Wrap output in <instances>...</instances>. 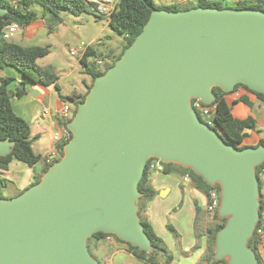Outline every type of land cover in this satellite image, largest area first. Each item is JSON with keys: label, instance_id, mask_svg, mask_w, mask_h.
<instances>
[{"label": "water", "instance_id": "95a60500", "mask_svg": "<svg viewBox=\"0 0 264 264\" xmlns=\"http://www.w3.org/2000/svg\"><path fill=\"white\" fill-rule=\"evenodd\" d=\"M238 83L264 95V10L154 8L77 103L60 159L20 194L0 195V264H100L87 243L98 231L152 251L136 203L152 157L219 185L217 215L226 221L212 259L259 264L248 240L260 217L264 145L235 147L192 106ZM14 145L0 139V156Z\"/></svg>", "mask_w": 264, "mask_h": 264}, {"label": "trees", "instance_id": "16d2710c", "mask_svg": "<svg viewBox=\"0 0 264 264\" xmlns=\"http://www.w3.org/2000/svg\"><path fill=\"white\" fill-rule=\"evenodd\" d=\"M0 5L9 9V13L0 16V70L6 66H11L20 72L22 76L21 84H54L57 89L58 77L54 72L53 68L51 66H41L37 63V59L44 57L48 54V47L38 45L27 47L13 42H9L7 41V39H4L1 36L2 28L11 22L17 23L22 28L32 23L36 19V12L32 8L33 5H39L44 12H49L54 16V20L47 24L49 30L51 29L52 23L60 20L59 13L63 9H67L75 15H79L83 12L92 11L96 16L103 17L95 13L94 4L88 2L87 0H0ZM193 6H210L218 8L227 7L221 4V0H215L213 2H211L210 0H198L197 4ZM193 6L169 5L164 6L163 8L167 10H179L187 9ZM231 7L255 8L264 10V0H236V3ZM154 8L161 7H157L153 0H119L115 9L113 10L108 19V25L116 34L120 35L123 38L124 42L122 44L121 51L114 59H112L110 64H108L105 68L96 69L90 68L87 65L86 57L93 51H91L92 48L90 46L86 47V51L81 57L80 62L86 67V70L91 75V82L86 85L85 93L82 94L80 98L74 102V112L76 110L77 103L84 99L85 94L91 87L94 78L98 75L103 74L110 66L114 64V61L121 56L124 49L131 44L135 36L142 30L143 25L148 20L149 15ZM14 81L15 78L13 76H0V139L4 140L8 138L9 140L15 141V145L11 148V151L5 156H0V169H6L12 159L19 160L27 166H33L40 160L44 159L40 154L36 153L33 150L32 139L30 138V127L28 122L13 110L11 101L12 97L16 95L21 96L25 92V90L20 86H17L16 90L9 88V85ZM240 86L246 89L247 91L253 93L258 100L264 103L263 94L254 92L241 83L236 84L233 91H235L236 88ZM213 92L216 95V98L212 103L207 104L215 105L210 117V121L213 124L208 123L206 119H204L200 114H198L199 118L209 124L211 127L215 129L219 128L226 136L227 141L229 143H232L235 147L239 149L246 147V145H240V143L245 137V129H255V119L250 115L244 118L236 117L232 113V106L225 98V95L228 93L224 92L219 87H214ZM68 98L70 100H73L72 96H69ZM236 101H242L243 103L251 106L250 101L245 96H240L234 102ZM70 119L71 118L67 119L65 124H67ZM65 142L63 141L58 145L61 150L57 158H55L51 162L44 160V166L40 172L39 177L37 179L35 178L29 186L38 182L41 179L43 173L48 169V167L53 162L60 159L63 154V146ZM260 144L264 145V130L262 137L254 146ZM148 161L144 168L143 175L137 185V188L141 194L137 198L136 203L138 205V215L140 217V222L143 225L144 231L147 233L151 241V245L154 249L152 251L143 250L138 246H134L127 241L119 239L114 234L104 233L101 231L91 234L88 238V241L92 238H103L105 236L110 235L118 241L125 243L127 245L126 251L133 255L135 258L142 261L143 264H158L159 255H161L163 262L168 264L172 262L173 256L162 245L160 237L156 234L150 222L143 214L146 203L156 195V191L151 186L150 177L147 173ZM163 166V173L175 172L178 175L189 174L195 186L198 189L206 192V194L212 188L219 190L218 184H216L215 186H210L203 180L200 175L195 174L188 167H183L175 163H163ZM262 169H264V161L260 165L256 166V176L259 181L258 211L260 218H264V192L262 191V181L260 175ZM199 213L200 208L196 206V214ZM225 221V217L221 218L217 215V211L214 212L212 217L213 223L206 229V264H227L225 259H212V256L215 251V234L219 230V228L225 223ZM259 223L260 221L257 222V227ZM260 240L261 237L256 234L255 229L254 234L248 240V246L255 252L259 264H261L258 253V244Z\"/></svg>", "mask_w": 264, "mask_h": 264}, {"label": "rangeland", "instance_id": "374dc122", "mask_svg": "<svg viewBox=\"0 0 264 264\" xmlns=\"http://www.w3.org/2000/svg\"><path fill=\"white\" fill-rule=\"evenodd\" d=\"M153 2L161 8L174 4L181 6L197 4V0H153ZM235 3L236 0H221V4L227 7H231ZM32 8L36 12L35 20H38L37 23L40 24L36 34L24 35V28H20L7 41L27 47L36 45L48 47V54L37 59V63L53 68L62 91L63 88L69 89L76 86L84 93L86 91L85 84L91 82V75L80 62L82 51L79 50L75 54H71V50L90 46L93 52L86 57L87 65L90 68H105L120 53L124 42L123 38L109 27L106 18L97 17L92 11L75 15L67 9H63L59 13L60 20L52 23L49 30L47 24L54 20V16L49 12H44L39 5H33ZM26 29H31V27ZM6 75L15 78V81L9 85V88L15 90L16 80H22L20 72L14 67L6 66L0 70V76ZM16 100V96L11 99L13 103ZM74 108L73 106L69 112V118L73 116ZM210 124L213 123L210 122ZM263 130L262 128L256 131L263 134ZM43 164L40 160L39 165H33L34 167H30L28 170H22L21 167L24 166V163L12 159L6 169H0L1 195L8 198L11 194H17L21 188H28L26 187L27 176L34 173V179H37ZM179 178L175 172L152 173L150 176V184L155 189L156 196L159 197L162 206L169 209L168 211H165L164 208L160 211L157 209L155 227L162 245L173 256V264H185L197 260L198 247L201 246L202 242H205L206 238V227L203 221L200 225H193L188 228H186L187 221L179 224V192L176 194L173 190H167L168 186H174L177 183L179 189ZM261 181L263 186L264 174L261 176ZM162 193L165 195L163 196ZM89 252L93 257L92 252ZM158 264H166L161 255L158 256Z\"/></svg>", "mask_w": 264, "mask_h": 264}, {"label": "crops", "instance_id": "0c3cea01", "mask_svg": "<svg viewBox=\"0 0 264 264\" xmlns=\"http://www.w3.org/2000/svg\"><path fill=\"white\" fill-rule=\"evenodd\" d=\"M198 1V0H197ZM180 5V4H174ZM193 6V5H191ZM98 17V16H97ZM103 18V17H102ZM107 23L108 20L106 19ZM38 20H34L27 27L24 28V35L32 36L36 34L39 29ZM41 22V21H40ZM31 27V29H26ZM91 49V48H90ZM86 51V49H85ZM84 51V52H85ZM93 51V49H91ZM84 52L82 51L81 57ZM87 61V60H86ZM58 89L54 84L51 85H41L37 83H26L21 84V81L16 80L14 86L22 87L25 92L21 96L16 95V102H12L13 110L25 119L30 127V138L32 139V147L36 153H40L42 158L41 161L47 160L49 152L58 145V141L54 139L56 133H61L62 129L66 126V120L62 118L61 110L64 104H69L70 111L73 108L74 102L80 98L82 90L80 88L73 86L69 89L62 88L58 84ZM87 84H85L86 87ZM16 90V89H15ZM72 96L73 100L68 97ZM240 96H245L251 103V106L243 103L242 101H236ZM226 100L232 106V113L239 118H244L246 116H252L255 119V129H245V137L240 145L254 146L258 143L259 139L263 134L257 133V129H264V103L256 98V96L244 89L243 87L236 88L235 91L228 92L225 95ZM234 106V107H233ZM47 108L48 112L44 113V109ZM254 110V112H253ZM23 165V164H22ZM34 165H39L37 162ZM44 165V164H43ZM30 167L24 164L21 167L22 170H28ZM35 174L30 173L27 176V186L28 187L34 181ZM179 189L177 184L174 186H168L167 190L174 191L176 194L179 192V224L186 222V228L193 225H200L202 221L205 224V230L213 222L205 211V206L207 203L206 192L198 189L191 177L188 181L183 180V175L179 174ZM1 189V188H0ZM25 188H21L17 194H11L8 197H13L20 194ZM262 191L264 192V183L262 186ZM1 194V191H0ZM164 196L165 193H162ZM158 196H154L149 202L146 203L143 214L146 216L154 231L158 235L155 223L157 222V209L159 211L164 208L168 211L166 207L162 206L161 201H159ZM196 206L200 208V213L196 214ZM202 242L201 246L198 247L197 260H192L185 264H206L207 258L205 257L206 248V238ZM89 249L92 252L93 257L100 264H143L142 261L135 258L133 255L126 251L127 245L123 242L118 241L113 236H105L103 238H92L89 241ZM258 253L260 258V263L264 264V234L258 244ZM185 260H187L185 258ZM168 264H173V261Z\"/></svg>", "mask_w": 264, "mask_h": 264}, {"label": "built area", "instance_id": "2783aa9c", "mask_svg": "<svg viewBox=\"0 0 264 264\" xmlns=\"http://www.w3.org/2000/svg\"><path fill=\"white\" fill-rule=\"evenodd\" d=\"M90 3L94 4V11L97 15L103 16V18H106L107 20L109 19L111 13L115 9L117 3L119 0H87ZM22 28L19 26L17 23L11 22L7 25H5L2 30H1V36L4 39H9L12 37L18 30ZM87 47V46H86ZM85 48L79 47L78 50H71V54H75L76 51H85ZM192 106L196 110L198 114H200L208 123H210V117L211 114L214 110L215 105H207L203 102H201L198 99H192ZM48 109H44V113H47ZM69 112H70V106L69 104H64L62 106L61 114L62 118L67 120L69 119ZM210 121V122H209ZM71 137V132L67 129L65 126L62 129L61 133H56L54 135V139L58 141V145L62 143L63 141H68L69 138ZM56 145L48 154L47 156V161L51 162L54 160V158H57L61 148ZM53 157V158H52ZM150 159V160H149ZM148 160V167H147V173L149 177L152 175V173H163V162H161L158 158L152 157L149 158ZM147 164V163H146ZM264 174V169L261 170L260 175L262 176ZM190 179L189 174H184L183 175V180L188 181ZM220 204V195H219V190L212 188L208 191L207 193V203L205 206V211L208 214V216L212 219L213 214L215 211H217V208ZM260 221L258 227L256 226V234L259 237H262L264 234V218H260L258 222ZM110 236V235H109Z\"/></svg>", "mask_w": 264, "mask_h": 264}]
</instances>
